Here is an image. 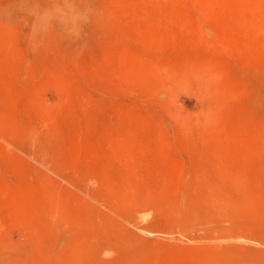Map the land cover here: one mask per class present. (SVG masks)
<instances>
[{
  "label": "rangeland",
  "instance_id": "obj_1",
  "mask_svg": "<svg viewBox=\"0 0 264 264\" xmlns=\"http://www.w3.org/2000/svg\"><path fill=\"white\" fill-rule=\"evenodd\" d=\"M0 264H264V0H0Z\"/></svg>",
  "mask_w": 264,
  "mask_h": 264
}]
</instances>
